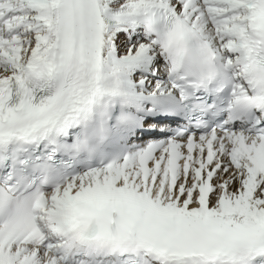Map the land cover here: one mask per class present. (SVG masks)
<instances>
[{
    "label": "snow or ice",
    "instance_id": "6c2138e0",
    "mask_svg": "<svg viewBox=\"0 0 264 264\" xmlns=\"http://www.w3.org/2000/svg\"><path fill=\"white\" fill-rule=\"evenodd\" d=\"M0 264H264V0H0Z\"/></svg>",
    "mask_w": 264,
    "mask_h": 264
}]
</instances>
